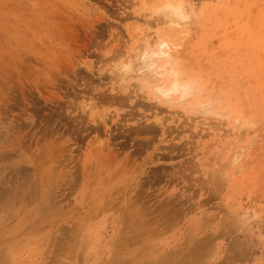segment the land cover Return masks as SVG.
<instances>
[{"label": "rangeland", "instance_id": "rangeland-1", "mask_svg": "<svg viewBox=\"0 0 264 264\" xmlns=\"http://www.w3.org/2000/svg\"><path fill=\"white\" fill-rule=\"evenodd\" d=\"M157 1L0 0V264H264V0H181L225 119L119 79Z\"/></svg>", "mask_w": 264, "mask_h": 264}, {"label": "bare ground", "instance_id": "bare-ground-1", "mask_svg": "<svg viewBox=\"0 0 264 264\" xmlns=\"http://www.w3.org/2000/svg\"><path fill=\"white\" fill-rule=\"evenodd\" d=\"M178 8L182 9L180 13L176 11ZM153 12L157 15V17L167 19L168 26L174 33L173 36L176 41H171L157 36L151 42H146V35H135L137 40L142 43L140 45L141 47L138 46L139 48L136 52L137 60L136 62L128 60L122 63L118 70V73H120L119 79H126L127 81L139 76L138 78H140L142 82L141 85L135 89L134 93L142 94L144 96L149 94V96H152L158 104L167 105L177 103L178 106H181V108L185 110L195 111V115L199 114L201 116L204 115L211 118L217 117V119H225L227 114L215 112L216 101L214 100L216 99L209 98L206 93L201 92L198 88H196L194 81L188 80L184 77L181 68L178 66L177 58L175 59L174 57L179 53L178 51L182 46V36L186 34L185 26L189 21V13L194 14L192 4L186 2L184 7L181 0L157 1L153 7ZM133 72L135 75H133L134 77L132 76V79H130L129 75ZM179 86H186L188 91L185 92L183 88ZM203 94H206L208 98H205ZM117 100L119 102V99ZM158 121L160 120H157L155 123L157 124ZM234 121L237 123V126L240 121L245 122V124L242 122V124L239 123L240 127H246L245 125L249 124L241 119L239 121L234 119ZM240 153L237 156L234 155L235 157L231 158L232 160L231 162H228V165L229 163L231 164L230 166L238 164L241 157ZM241 167L239 169H241Z\"/></svg>", "mask_w": 264, "mask_h": 264}, {"label": "clouds", "instance_id": "clouds-1", "mask_svg": "<svg viewBox=\"0 0 264 264\" xmlns=\"http://www.w3.org/2000/svg\"><path fill=\"white\" fill-rule=\"evenodd\" d=\"M176 11H177L178 13H180V12L182 11V9L178 8ZM179 87L183 88V90H184L185 92L188 91V89H187L186 86H179Z\"/></svg>", "mask_w": 264, "mask_h": 264}]
</instances>
